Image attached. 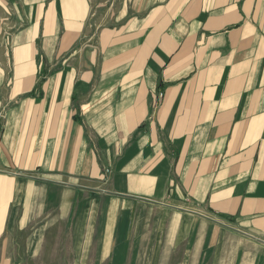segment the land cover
<instances>
[{
  "label": "crops",
  "instance_id": "crops-1",
  "mask_svg": "<svg viewBox=\"0 0 264 264\" xmlns=\"http://www.w3.org/2000/svg\"><path fill=\"white\" fill-rule=\"evenodd\" d=\"M50 228L61 264H256L264 0H0V264Z\"/></svg>",
  "mask_w": 264,
  "mask_h": 264
},
{
  "label": "rangeland",
  "instance_id": "rangeland-1",
  "mask_svg": "<svg viewBox=\"0 0 264 264\" xmlns=\"http://www.w3.org/2000/svg\"><path fill=\"white\" fill-rule=\"evenodd\" d=\"M61 228H50L49 231V235H48V241L49 243L45 245L46 250L41 254V257L39 259L35 258L38 254L36 252V247L35 245L33 248V252L30 255H33L32 257H34V259H26V252L25 249L28 246H30L29 244H24V242L28 241L29 239V234H30V230L26 231L24 230L21 235H20V240L22 241L21 245V252H23V260L22 262H24L25 264H61V263H67L66 260L62 259H58L59 253H58V248L61 246L62 248H65L67 245H60L59 243L54 244L52 240H55L56 237L58 236L57 234L60 232ZM256 244H254L253 246V253L254 256L256 257L255 261L256 264H264V248L261 251H257L256 250ZM53 249H56V252L53 251ZM20 252V253H21ZM64 255H66V253H62L61 257H63Z\"/></svg>",
  "mask_w": 264,
  "mask_h": 264
}]
</instances>
